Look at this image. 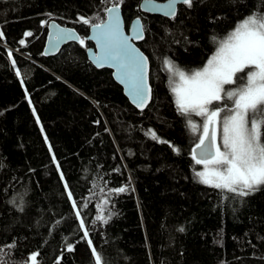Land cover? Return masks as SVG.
<instances>
[{"label": "trees", "instance_id": "obj_1", "mask_svg": "<svg viewBox=\"0 0 264 264\" xmlns=\"http://www.w3.org/2000/svg\"><path fill=\"white\" fill-rule=\"evenodd\" d=\"M139 2L0 0V246L16 242L2 255L6 264H25L36 251L39 264H56L61 254L60 264H93L88 239L107 264H264V188L239 197L197 181L195 172L204 166L192 150L204 117L181 115L171 91L180 82L177 68L187 74L203 69L237 24L264 13V0H195L192 8L180 4L174 18L141 12ZM115 3L126 27L135 17L142 21L137 45L149 58L152 90L142 111L111 70L86 56L89 26L102 22ZM51 20L73 27L84 44L70 41L45 55ZM249 70L238 74L244 83ZM225 104L232 101L209 109ZM121 186L128 190L111 192ZM20 197L23 211L9 203ZM98 215L110 216L108 223Z\"/></svg>", "mask_w": 264, "mask_h": 264}, {"label": "snow or ice", "instance_id": "obj_2", "mask_svg": "<svg viewBox=\"0 0 264 264\" xmlns=\"http://www.w3.org/2000/svg\"><path fill=\"white\" fill-rule=\"evenodd\" d=\"M180 3L192 8L195 0H168L164 15L176 16V5ZM153 5V0H146V6ZM155 6V5H154ZM160 7V6H156ZM109 20L99 24L93 23L91 26L95 31L98 46L101 49L100 55L96 58L98 66L109 63L117 68V78L122 83H126L130 89L137 107H143L150 94L147 86V58L139 53L132 44L129 37L121 31V21L118 15L119 4L115 3L107 8ZM84 24H89L88 18L79 17ZM44 24V21H41ZM135 39H143V26L136 22ZM0 32V37H3ZM31 32H25L24 36H31ZM76 39L80 44L84 40L76 36L73 30L60 29L52 36L55 48L61 40ZM215 41V37H213ZM21 45L25 40L19 41ZM11 58L12 53H8ZM15 66V60L12 61ZM166 65H171L167 59ZM247 71L245 77L238 75ZM171 70V68H170ZM16 75L20 76L19 69ZM179 77V84L172 87L171 91L176 97L177 111L181 115L195 112L196 115L204 117L203 132L199 137V143L192 150V159L197 165L203 164L202 171L195 172V178L201 184L208 185L215 189L227 190L239 197H247L254 192L264 188V13L257 15L253 13L237 24L227 38L219 42L215 53L208 59L201 70H194L191 74L177 68L173 72ZM240 85L232 90H225V85ZM23 80L21 83L23 84ZM232 101V106L227 104L224 107L209 109L213 102ZM29 103L31 101L29 100ZM35 114V109H33ZM221 113H227L221 117ZM37 123L39 118L37 117ZM222 124V146L217 143V124ZM189 124L193 131L196 125ZM43 131V128H41ZM152 139L157 140L155 132L148 131ZM45 139H47L45 137ZM168 143L167 141H159ZM173 152L179 154V148L170 145ZM55 161V156H53ZM59 167V165H57ZM61 178L63 176L61 174ZM65 189L68 184L65 183ZM127 186L112 189L113 193L127 191ZM68 198L72 199V192H67ZM19 211L24 210L23 197L13 198L9 201ZM73 208L77 207L72 201ZM80 212H76V217L80 218ZM110 216L98 215L97 221L108 223ZM79 227L83 230V237L87 238L89 233L85 227L83 219H80ZM183 227L179 231H183ZM92 254L93 264H107L103 253L99 251L91 239L87 240ZM16 245L15 241L7 245L0 246V264H6L2 255L6 254L5 249H12ZM68 252L74 251V246L67 244ZM39 251L29 254L25 264H39ZM61 257H57L56 264H60Z\"/></svg>", "mask_w": 264, "mask_h": 264}, {"label": "water", "instance_id": "obj_3", "mask_svg": "<svg viewBox=\"0 0 264 264\" xmlns=\"http://www.w3.org/2000/svg\"><path fill=\"white\" fill-rule=\"evenodd\" d=\"M167 3H168V0H153V5H147L146 6V0H140V2H139V10L141 12L148 13V14H156V15H160V16H163V17L172 18V17H169V16L164 15V11L167 10L166 7H164V6H166ZM179 4L180 3H177V5H176V14H177V11H178ZM111 6H109V7H111ZM156 6H160V7H156ZM104 13H105V18H104V20L102 22H106L110 18L109 17V13L106 10H105ZM118 15H119L120 21H121V31L123 32V34L125 36L129 37V43L132 44L136 49H138L139 53H142L143 56L147 58V68H146L147 86L151 90V87H149L150 86L149 85V73H150V62H149V58L146 55V53L137 45V43L140 42V41H142L143 39H135L134 38L135 35H136V31H135V29H136V22H137V19L139 17H135V18L131 19V21L127 24V27H126L125 21H124V18H123V14H122V10H121L120 6H119ZM102 22H100V23H102ZM139 23L140 24L142 23V21H141L140 18H139ZM96 24H99V23H96ZM47 28H48V30H47V37H46L45 46H44V52H43L45 55H53V54H55L67 42H70V41H79V40H76V39L61 40L57 44V46L55 48H53L52 47V45H53L52 36H54L55 33L58 30H60V29L73 30V32H74V34L76 36L80 37V35H79V33L73 27H68V26L60 25L55 20L50 21ZM142 35L144 36V30H143ZM94 36H95V31L92 28V26H89V28H88V34L85 37L86 40H89L92 43V46L88 47L87 50H86V56H87L88 60L96 68H106V69L111 70V73H112L111 76H112L113 80L119 86H121L120 88H122L123 94L128 99V101L130 102V104H132L139 111H142L143 109H145V107L149 104V102L151 100L152 90L150 91V94H149V96L147 98L146 104L142 108L141 107H137V103L134 102L133 97L130 95L129 86L126 83H122L121 80L117 78V68L114 67V66H112L109 63H105L103 66H98L97 65L96 58H97L98 55H100L101 49L98 46L96 39L92 38Z\"/></svg>", "mask_w": 264, "mask_h": 264}, {"label": "rangeland", "instance_id": "obj_4", "mask_svg": "<svg viewBox=\"0 0 264 264\" xmlns=\"http://www.w3.org/2000/svg\"><path fill=\"white\" fill-rule=\"evenodd\" d=\"M235 29V28H234ZM233 29V30H234ZM222 128L220 129V134H219V131H218V126H217V143L218 144H221V146H222Z\"/></svg>", "mask_w": 264, "mask_h": 264}, {"label": "bare ground", "instance_id": "obj_5", "mask_svg": "<svg viewBox=\"0 0 264 264\" xmlns=\"http://www.w3.org/2000/svg\"><path fill=\"white\" fill-rule=\"evenodd\" d=\"M180 5V4H179ZM52 21V20H51ZM49 24V23H48ZM31 59V58H30ZM33 61V59H31Z\"/></svg>", "mask_w": 264, "mask_h": 264}]
</instances>
